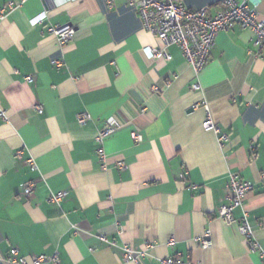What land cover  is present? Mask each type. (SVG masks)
Wrapping results in <instances>:
<instances>
[{
  "label": "crops",
  "instance_id": "obj_1",
  "mask_svg": "<svg viewBox=\"0 0 264 264\" xmlns=\"http://www.w3.org/2000/svg\"><path fill=\"white\" fill-rule=\"evenodd\" d=\"M223 1L182 4L214 15ZM247 1L264 19V0ZM1 8L9 12L0 19L3 257L15 248L25 258L57 253V264H264L238 229L244 211L264 250V56L250 31L219 32L195 76L176 45L164 48L169 59L149 57L162 43L128 0H0ZM64 25L74 37L60 45L47 29ZM201 102L228 142L202 128ZM84 112L90 118L80 125ZM107 120L116 130L102 163L95 138ZM230 174L252 188L227 224L217 212ZM60 191L59 204L48 201ZM123 246L146 255L125 260Z\"/></svg>",
  "mask_w": 264,
  "mask_h": 264
},
{
  "label": "built area",
  "instance_id": "obj_2",
  "mask_svg": "<svg viewBox=\"0 0 264 264\" xmlns=\"http://www.w3.org/2000/svg\"><path fill=\"white\" fill-rule=\"evenodd\" d=\"M128 4L135 7L144 29L162 43L163 47L159 50H147L149 57L153 59H169L170 57L164 48L170 45H176L191 66L195 76L205 67L211 50L214 47L217 34L228 31L235 26L243 30H248L253 34L258 56H264V19L256 12V2L249 3L247 0L240 2L236 0H224L222 8L214 15H209L205 9H188L182 4V0H128ZM7 7L10 10L13 9L12 4H8ZM8 14L9 12L5 8L0 9L1 20L6 18ZM47 30L56 37L60 45L69 43L74 37V28L70 25L50 26ZM52 63L57 68L61 66L58 60H53ZM26 80H32V77L28 76ZM191 89L198 92L201 90V86L198 83H194ZM197 106H201L205 111V117L201 123L202 128L205 131H210L215 134L219 144L228 142L229 134L223 132L213 122L207 104L201 102ZM35 108L38 112H41L39 105L35 106ZM0 118L8 121L5 111L1 108ZM89 118L90 115L84 112L77 115L76 120L80 125H84ZM115 130V121L107 120L105 127L98 132L95 138L98 144L96 153L102 163H104L106 157L103 150V142ZM134 138L137 141L140 139L138 135H135ZM21 153V151H16L14 154L15 158H21ZM27 162L30 166L36 168L33 158H29ZM116 165L119 169L125 168L123 161H118ZM34 187L35 184L30 182L24 184L22 191L25 195H29L33 192ZM227 188L228 194L225 197L224 203L219 207L217 215L223 222L232 224L236 222L232 211L237 207H242L243 200L252 186L250 183L240 180L236 174H230ZM65 195L66 193L63 191L57 193L51 192L48 201L59 204ZM238 229L247 242L248 250L251 252L258 251L264 262V250L261 249L259 242L254 237L253 230L247 219V214L244 211L242 217L238 220ZM98 238L105 243L114 245V243L108 242L105 236L99 235ZM202 246L209 247L210 242L204 239L202 240ZM122 249L125 260H138L146 255L144 250L133 251L124 246ZM0 260H6L15 264H57L59 257L57 253H53L51 255L41 254L25 258L19 256L17 249L12 248L8 257L5 258L0 254ZM159 262L160 264H192L180 257L162 258Z\"/></svg>",
  "mask_w": 264,
  "mask_h": 264
}]
</instances>
